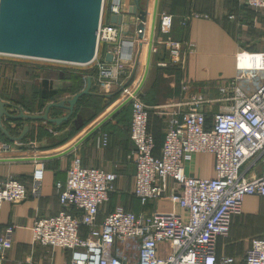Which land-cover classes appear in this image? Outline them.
<instances>
[{"label":"crops","instance_id":"0c3cea01","mask_svg":"<svg viewBox=\"0 0 264 264\" xmlns=\"http://www.w3.org/2000/svg\"><path fill=\"white\" fill-rule=\"evenodd\" d=\"M154 2L155 0H142L141 7L147 8L148 20L144 37L139 39L140 21L137 16L129 14L131 0H120L123 21L119 26L123 39L133 43L132 59L127 65L129 69L122 74V86L100 81L99 74L95 79V93L113 97L106 109L77 133H73L70 126L59 127L56 124L49 125L50 123L37 121L28 123L30 132L21 142H11L0 134V158H38L63 152L120 105L123 88L141 83L145 73ZM112 4L113 0L105 2L103 15L107 23H111ZM167 38L181 41L185 46L188 43L193 44V47L186 46L183 67L179 62L166 67L159 65L163 61L171 64L162 44ZM153 46L157 48V52L151 54L149 73L139 97L150 108L149 131L156 143L155 155L159 156L170 120L173 116L188 111L190 106L187 103L192 98L201 96L208 101L201 109L211 124L215 113L233 104L231 100L226 99L234 94L229 85L237 78L239 61L242 67L263 66L264 10H253L241 0H159ZM108 54L106 48L100 52L99 57L107 60ZM44 62L47 61H41V65H33L31 68L39 70L42 67L45 72V76L40 71L36 73L39 75L30 88L32 98L38 94L42 80L48 78L46 73L55 75L58 72L57 67H54L56 65ZM87 66L96 67L95 64ZM9 71L6 68L2 72L3 79L10 74ZM263 76V72H260L255 79H242L237 81V85L246 94H251L263 81ZM48 79L53 81V90H63L67 84L61 78L57 80L51 76ZM15 82V87L10 90L9 95H1L4 101L14 105L8 108L9 112L17 114L18 109L22 108L26 113L40 114L45 111L47 105L54 103L48 102L42 112L27 111L15 100L24 94L17 78ZM62 97L72 98L68 95ZM129 107L131 110V103L121 110L124 112ZM51 113L55 117H63L68 111L54 110ZM51 113L50 117L53 118ZM118 113L67 155L46 161L0 162V180L14 177L29 187V191L32 190L35 170L41 166L44 169L38 195L30 193L20 203L5 202L0 209V226H16L13 246L7 251L5 264H70V251L34 244L32 226L37 216L56 215L63 209L55 186L57 182H65L67 172L76 158L85 167L104 169L117 174L114 191L110 195L108 205L103 207L98 216V223H102L106 213L119 209L136 214H152L157 206L158 211L183 213L179 205L168 200L160 199L143 206L135 197V144L130 138L131 111L130 118L125 121H121L123 114ZM3 124L14 137L20 135L26 125L22 121L5 118ZM57 127V133L49 132ZM105 135L107 144L103 146ZM5 147L8 148L7 151H4ZM246 168L247 176L254 178L261 173L262 162L252 161ZM185 171L191 176L213 178L215 157L209 153L190 155L186 158ZM170 188L180 192V186L173 181L170 182ZM73 212L77 213L75 210ZM80 233L82 236L87 234L85 229H81ZM253 238H264V197L260 196H247L244 199L242 213L234 216L229 235L226 239L219 238L217 254L229 255L242 262Z\"/></svg>","mask_w":264,"mask_h":264},{"label":"built area","instance_id":"2783aa9c","mask_svg":"<svg viewBox=\"0 0 264 264\" xmlns=\"http://www.w3.org/2000/svg\"><path fill=\"white\" fill-rule=\"evenodd\" d=\"M254 10H264V0H241ZM98 29V53L92 64L98 68L99 80L122 86L121 77L129 69L132 55L124 51L126 40L117 24L104 20V6ZM120 0H113L112 14L122 15ZM170 57L166 67L185 63L186 46L167 38L162 42ZM105 46L113 55L111 62L99 57ZM152 52H157L153 46ZM238 75L229 87L233 102L213 115L211 124L201 106L208 102L194 97L190 109L172 117L160 155L149 131L150 108L136 91L140 85L123 88L121 102L131 99L130 138L135 144V197L145 206L160 199L177 204L183 213L155 211L136 214L119 209L106 214L98 223L100 210L110 200L117 174L85 167L74 159L64 183L57 182L63 209L56 215L37 216L32 226L33 243L71 252L70 264H264V238H253L242 262L229 255L218 256V241L227 237L233 217L242 213L247 196L264 197V76L257 89L246 94L237 81L253 80L262 67L237 66ZM224 91V89H222ZM223 99V100H225ZM178 106V104H175ZM210 125V126H209ZM54 133L53 130H50ZM33 144V143H32ZM107 136L103 137V146ZM7 151L8 148H4ZM198 153L215 157V177L188 175L186 158ZM262 162L261 173L250 178L246 165ZM44 169L33 174L32 190L14 177L0 180V209L5 202L20 203L30 193H40ZM173 181L180 192L170 188ZM75 210L77 213L73 212ZM87 228L86 236L80 233ZM15 225L0 226V264L13 246ZM161 243H168L172 253L158 254Z\"/></svg>","mask_w":264,"mask_h":264},{"label":"water","instance_id":"95a60500","mask_svg":"<svg viewBox=\"0 0 264 264\" xmlns=\"http://www.w3.org/2000/svg\"><path fill=\"white\" fill-rule=\"evenodd\" d=\"M104 0H0V55L47 61L62 64L87 66L93 63L98 53V29L101 22ZM142 0H131L129 14L138 17L139 39H143L148 18L147 8L141 7ZM159 0H155L151 25L149 51L144 76L136 91L139 94L148 76L154 41V32L158 14ZM123 16L113 14L110 22L122 24ZM124 51L132 54L133 43L127 41L123 45ZM113 55H107L111 62ZM91 89V78H87V86L69 100H62L47 105L40 114L26 113L19 108V113L8 111L11 103L0 98V131L11 142H21L30 132L29 122L43 121L45 123L61 125L73 116L78 100ZM131 99L122 102L111 111L73 146L55 155L38 158L7 157L0 158V162L13 161H46L67 155L90 137L110 118L129 104ZM53 107L63 108L68 114L63 117H50ZM22 121L26 125L17 137L11 135L4 126L3 119Z\"/></svg>","mask_w":264,"mask_h":264},{"label":"trees","instance_id":"16d2710c","mask_svg":"<svg viewBox=\"0 0 264 264\" xmlns=\"http://www.w3.org/2000/svg\"><path fill=\"white\" fill-rule=\"evenodd\" d=\"M105 49H106V47L103 46L100 49V52L102 50L104 51ZM48 64H53V63L51 62ZM88 77L91 78V89H90L89 93L83 95L78 100V103L75 106L74 114L69 119V121L62 123L61 125H58L59 127L70 126L73 133H77L80 130H82L85 126H87L90 122H92L101 112H103V110L106 109V107L111 103V101L113 99V97H108V96H105L102 94H96L95 93L93 85H94L95 79H97V77H98V68L97 67H92V68H88V69L70 70V71H69V69H62L60 71V77L59 78H61L62 80L67 82V84L65 85L63 90H53L52 89L53 81L48 79V78H44V80H42V82L40 83V90L38 91V94L35 95L33 98H31L32 100L29 103H26L24 96L21 99L18 98L15 100L20 104V106L25 107V109L29 112H35V111L36 112H42V110L45 109L46 104L48 102L56 103V102H60L62 100H69V99L63 98L62 95H68V96L73 97L77 93L81 92L85 88V86H87V78ZM0 98L2 99L4 97H2L0 94ZM33 101H34L35 106H33V104H32ZM54 110H60V111L63 110L64 111L65 109L53 107L50 110V113H51V111H54ZM119 112L123 114L122 110ZM51 115H52V113H51ZM52 116H53V118H57L54 115H52ZM47 124H49V123H47ZM49 125H55V124H49ZM59 127L52 128V129H53V131H56V133H57ZM49 132H50V130H49ZM50 133H52V132H50ZM0 134L2 137H5L7 139V137L1 131H0ZM46 134H47V132H46ZM27 188L29 190V187H27ZM108 203H107V205H108ZM102 209H103V207H102ZM102 209L100 210V214L102 212ZM106 214H108V213H106ZM106 214L104 216H106ZM81 229H85L87 232V228L85 226H82Z\"/></svg>","mask_w":264,"mask_h":264},{"label":"rangeland","instance_id":"374dc122","mask_svg":"<svg viewBox=\"0 0 264 264\" xmlns=\"http://www.w3.org/2000/svg\"><path fill=\"white\" fill-rule=\"evenodd\" d=\"M41 63L40 61H35L32 59H26V58H17V57H12V56H2L0 55V94L1 95H9L10 90L15 87V80L17 78L18 84L21 85L24 91V99L26 100V103H29L32 99L31 95L32 90L31 85L34 84L37 80V76L40 73L45 76L44 69L40 67L39 70L31 69L33 65H41L38 64ZM47 63V62H44ZM49 63V62H48ZM47 63V64H48ZM50 65V64H48ZM53 65H56L54 67H57L58 72L53 75H49L46 73V77L51 78L54 77L58 80L60 77V71L62 69H69L70 70H79V69H88L92 68V66H78V65H72V64H61V63H53ZM8 68L10 71L8 76L3 79L2 78V72ZM61 69V70H60ZM15 77V78H14ZM64 82V81H62ZM27 89V91L25 90ZM23 96H19L21 99ZM35 106V104H33ZM36 110V109H35ZM130 107L123 112V115L121 116V121H125V119L130 118ZM155 210L158 211V207H155ZM226 239V237H224ZM158 253H162L163 257H168L172 253V248L170 247L169 244H161L158 247Z\"/></svg>","mask_w":264,"mask_h":264}]
</instances>
